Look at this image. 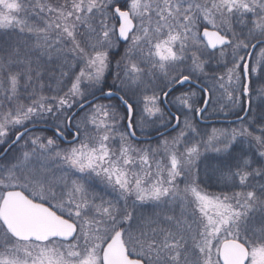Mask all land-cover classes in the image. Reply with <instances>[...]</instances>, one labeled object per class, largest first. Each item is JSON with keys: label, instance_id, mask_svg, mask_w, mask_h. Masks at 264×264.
<instances>
[{"label": "snow or ice", "instance_id": "6c2138e0", "mask_svg": "<svg viewBox=\"0 0 264 264\" xmlns=\"http://www.w3.org/2000/svg\"><path fill=\"white\" fill-rule=\"evenodd\" d=\"M0 264H264V0H0Z\"/></svg>", "mask_w": 264, "mask_h": 264}, {"label": "trees", "instance_id": "16d2710c", "mask_svg": "<svg viewBox=\"0 0 264 264\" xmlns=\"http://www.w3.org/2000/svg\"><path fill=\"white\" fill-rule=\"evenodd\" d=\"M233 119H235V117H228L227 119H225L223 116L216 117L213 120H222V121L213 122V120H212V122L208 123L209 124V130H210V127L213 125L221 126V125L227 124L226 120H233Z\"/></svg>", "mask_w": 264, "mask_h": 264}, {"label": "water", "instance_id": "95a60500", "mask_svg": "<svg viewBox=\"0 0 264 264\" xmlns=\"http://www.w3.org/2000/svg\"><path fill=\"white\" fill-rule=\"evenodd\" d=\"M234 120V119H233ZM215 122H220V121H222V120H214ZM226 122H228V120H226ZM206 123H209V121L208 122H206Z\"/></svg>", "mask_w": 264, "mask_h": 264}]
</instances>
